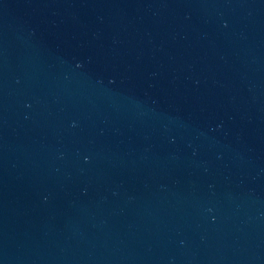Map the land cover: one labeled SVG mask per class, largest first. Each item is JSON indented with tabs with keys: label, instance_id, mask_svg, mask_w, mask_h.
<instances>
[{
	"label": "water",
	"instance_id": "95a60500",
	"mask_svg": "<svg viewBox=\"0 0 264 264\" xmlns=\"http://www.w3.org/2000/svg\"><path fill=\"white\" fill-rule=\"evenodd\" d=\"M0 264H264V0H0Z\"/></svg>",
	"mask_w": 264,
	"mask_h": 264
}]
</instances>
